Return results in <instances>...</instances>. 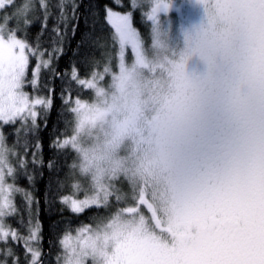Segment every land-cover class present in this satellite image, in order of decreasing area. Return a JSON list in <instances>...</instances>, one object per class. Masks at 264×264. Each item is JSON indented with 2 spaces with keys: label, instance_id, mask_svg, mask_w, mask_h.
<instances>
[{
  "label": "flooded vegetation",
  "instance_id": "af4514ba",
  "mask_svg": "<svg viewBox=\"0 0 264 264\" xmlns=\"http://www.w3.org/2000/svg\"><path fill=\"white\" fill-rule=\"evenodd\" d=\"M156 1L169 19L193 31L191 55L178 72L168 67L172 82L179 74L186 90L213 88L217 97L186 99L211 109L189 114L190 124L176 136L164 135L154 120L148 127L155 130L138 135L140 147L169 138L162 164L180 194L168 201L180 206L177 212L193 211V224L173 230L139 194L128 212L143 218L120 237V256L109 264H264V0ZM160 18L155 10L154 19ZM193 239L202 257L174 260V245Z\"/></svg>",
  "mask_w": 264,
  "mask_h": 264
},
{
  "label": "rangeland",
  "instance_id": "374dc122",
  "mask_svg": "<svg viewBox=\"0 0 264 264\" xmlns=\"http://www.w3.org/2000/svg\"><path fill=\"white\" fill-rule=\"evenodd\" d=\"M134 1L144 8L142 14L148 22L149 37L140 35L128 14H109L118 46L116 69L106 70L108 80L104 84L101 83L106 72L96 74L88 81V86L95 87L93 102L74 100L78 133L62 144L76 154L73 164L76 179L80 176L85 180L74 184L76 197L63 199L69 209L80 212L91 206H101L110 197L124 203L111 218L66 236L62 241L59 264L112 263L120 256L117 244L120 237L136 229L138 221L143 218L141 213L128 212L135 206L139 194L149 197L173 230L184 228L189 222L193 224V217L188 215H194L193 211L182 207L177 212L176 207L180 206H170L169 199L180 194L175 190L177 185L168 183L172 180L167 179L166 169L163 168V173L158 175L149 170L150 163L155 166L160 161L157 162V157L152 155H145V159L138 143L141 141L139 133H146L155 120L158 104L154 97L166 89L174 90L170 86L172 73L168 67L173 65V73L178 72L191 55L193 31L187 22L183 24L178 19H169L156 0ZM6 4L8 0H0V9ZM155 10L159 11L160 19H154ZM206 20L211 24L209 27L214 26L212 19ZM35 53L25 42L0 26V249L8 237L14 240L17 236L5 223V216L13 211L14 188L9 181L13 171L12 158L5 147L1 126L16 120L22 124L27 120L35 121L38 109L50 106L48 98H30L22 91L29 55ZM34 56L37 65L33 82H36L41 67H46L49 62L41 60L39 52ZM186 91L190 93V90ZM173 140L181 143V138ZM166 200L170 210L166 208ZM29 232L21 242L31 256L30 264H35L39 257L38 231L33 227ZM159 236L161 241L164 240ZM180 241L172 248L174 260H180L181 256L202 257L197 240Z\"/></svg>",
  "mask_w": 264,
  "mask_h": 264
},
{
  "label": "trees",
  "instance_id": "16d2710c",
  "mask_svg": "<svg viewBox=\"0 0 264 264\" xmlns=\"http://www.w3.org/2000/svg\"><path fill=\"white\" fill-rule=\"evenodd\" d=\"M142 12L144 8L134 0H8L0 9V26L49 62L33 82L37 59L36 53L29 55L22 91L30 98L50 100L49 107L38 109L35 121L22 124L16 120L1 126L12 158L9 181L14 188L13 211L5 216V223L17 236L14 240L8 237L2 245L0 264H30L31 256L21 240L33 227L38 231L39 257L35 264H59L66 236L111 218L124 203L110 197L101 206L80 212L69 209L63 199L76 197L74 184L85 180L80 176L76 179V154L62 144L78 133L74 100L93 102L95 87L88 86V81L96 74L116 69L118 46L109 14H128L133 27L148 38V22ZM102 79L101 84L107 82V72ZM181 79L178 74L177 83L171 81L174 90L166 89L154 97L158 105L153 125L165 131L164 135L186 129L189 114L209 112L208 105H188L186 99L217 97L213 88L187 93ZM167 140L159 139L158 147L141 145L144 158L152 155L160 161L155 166L148 162L149 170L157 175L166 169L162 163L168 157Z\"/></svg>",
  "mask_w": 264,
  "mask_h": 264
}]
</instances>
